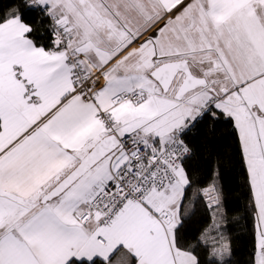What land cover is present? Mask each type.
Masks as SVG:
<instances>
[{
  "label": "snow or ice",
  "instance_id": "obj_1",
  "mask_svg": "<svg viewBox=\"0 0 264 264\" xmlns=\"http://www.w3.org/2000/svg\"><path fill=\"white\" fill-rule=\"evenodd\" d=\"M218 126L264 264V0L0 5V264H239Z\"/></svg>",
  "mask_w": 264,
  "mask_h": 264
},
{
  "label": "trees",
  "instance_id": "obj_2",
  "mask_svg": "<svg viewBox=\"0 0 264 264\" xmlns=\"http://www.w3.org/2000/svg\"><path fill=\"white\" fill-rule=\"evenodd\" d=\"M10 0H0V5H6ZM211 143H204L200 137L199 155L193 158V167L198 174L210 182L212 174L219 169L218 184L222 186L224 200L228 211L229 235L235 250L233 259L239 264H246L250 250V223L246 214L247 193L243 186L239 166L235 162L232 151V137L228 129L218 126L214 135L208 137Z\"/></svg>",
  "mask_w": 264,
  "mask_h": 264
}]
</instances>
